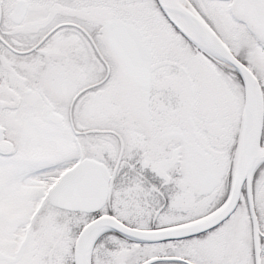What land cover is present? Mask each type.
<instances>
[{
	"label": "snow or ice",
	"instance_id": "6c2138e0",
	"mask_svg": "<svg viewBox=\"0 0 264 264\" xmlns=\"http://www.w3.org/2000/svg\"><path fill=\"white\" fill-rule=\"evenodd\" d=\"M0 264H264V0H0Z\"/></svg>",
	"mask_w": 264,
	"mask_h": 264
}]
</instances>
